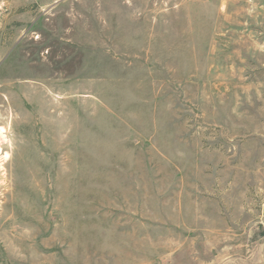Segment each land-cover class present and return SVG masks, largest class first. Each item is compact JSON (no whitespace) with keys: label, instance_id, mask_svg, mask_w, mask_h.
I'll list each match as a JSON object with an SVG mask.
<instances>
[{"label":"rangeland","instance_id":"1","mask_svg":"<svg viewBox=\"0 0 264 264\" xmlns=\"http://www.w3.org/2000/svg\"><path fill=\"white\" fill-rule=\"evenodd\" d=\"M0 264H264V0H0Z\"/></svg>","mask_w":264,"mask_h":264}]
</instances>
